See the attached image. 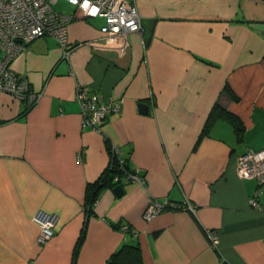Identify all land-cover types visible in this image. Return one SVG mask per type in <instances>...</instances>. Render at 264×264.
Listing matches in <instances>:
<instances>
[{
	"label": "crops",
	"instance_id": "obj_1",
	"mask_svg": "<svg viewBox=\"0 0 264 264\" xmlns=\"http://www.w3.org/2000/svg\"><path fill=\"white\" fill-rule=\"evenodd\" d=\"M133 1L140 32L106 43L103 17L70 5L55 9L73 16L67 54L46 35L13 58L41 96L0 92V264H108L130 240L142 264H264V184L252 207L257 181L237 168L264 149V0ZM78 86L120 103L100 132L82 125ZM111 145L142 182L102 188L87 210ZM151 199L171 205L144 220ZM38 210L57 215L42 244Z\"/></svg>",
	"mask_w": 264,
	"mask_h": 264
},
{
	"label": "built area",
	"instance_id": "obj_2",
	"mask_svg": "<svg viewBox=\"0 0 264 264\" xmlns=\"http://www.w3.org/2000/svg\"><path fill=\"white\" fill-rule=\"evenodd\" d=\"M54 0H0V92L8 93L26 105L35 104L41 91L32 89L25 76L16 73L11 62L34 38L52 36L68 53L67 23L72 19L71 14L56 11L52 7ZM74 6L83 17H103L104 23L100 28L103 40L110 43L113 39L126 36L129 33L142 30L137 6L133 0H65ZM75 98L80 105L82 125L100 132L106 116L118 111L120 103L104 98L99 93H86L81 86L76 87ZM112 155L122 161L120 151L116 145H111ZM237 168L240 177L254 178L257 188L249 204L261 208L258 201L260 185L264 184V149H248L238 156ZM125 177L142 182L137 173L125 172ZM171 204L151 199L143 211L144 220H150ZM178 207L192 205L188 200ZM38 224L36 241L40 244L48 240L53 234L57 222L55 213L38 210L34 216ZM212 244L217 237L210 234Z\"/></svg>",
	"mask_w": 264,
	"mask_h": 264
},
{
	"label": "trees",
	"instance_id": "obj_3",
	"mask_svg": "<svg viewBox=\"0 0 264 264\" xmlns=\"http://www.w3.org/2000/svg\"><path fill=\"white\" fill-rule=\"evenodd\" d=\"M28 106V105H27ZM31 106V105H30ZM230 115V113H229ZM231 116V120L237 131L240 130L239 120L235 116ZM110 160L100 177L92 184L88 185L87 193L84 201V208L90 210L92 203L97 198L99 191L104 187H113L121 182V179L125 177V172H131L127 164L125 157L121 159L115 155H112L111 146ZM167 208V207H166ZM165 208V209H166ZM128 230V229H127ZM108 264H142V253L140 246L134 240L123 242L108 258Z\"/></svg>",
	"mask_w": 264,
	"mask_h": 264
},
{
	"label": "water",
	"instance_id": "obj_4",
	"mask_svg": "<svg viewBox=\"0 0 264 264\" xmlns=\"http://www.w3.org/2000/svg\"><path fill=\"white\" fill-rule=\"evenodd\" d=\"M140 109L142 112L147 113L148 112V105L145 103H140ZM112 190L117 196L123 194V192H124V188H123L122 184H120V183L114 185L112 187Z\"/></svg>",
	"mask_w": 264,
	"mask_h": 264
},
{
	"label": "rangeland",
	"instance_id": "obj_5",
	"mask_svg": "<svg viewBox=\"0 0 264 264\" xmlns=\"http://www.w3.org/2000/svg\"><path fill=\"white\" fill-rule=\"evenodd\" d=\"M71 4H69L68 2H66L65 0H59L57 4L53 5L54 9H61L64 10L66 8H69Z\"/></svg>",
	"mask_w": 264,
	"mask_h": 264
}]
</instances>
